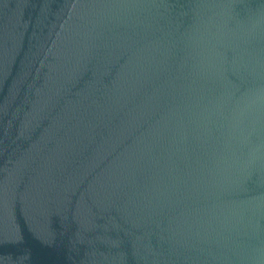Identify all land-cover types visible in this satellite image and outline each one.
<instances>
[{
    "label": "water",
    "instance_id": "water-1",
    "mask_svg": "<svg viewBox=\"0 0 264 264\" xmlns=\"http://www.w3.org/2000/svg\"><path fill=\"white\" fill-rule=\"evenodd\" d=\"M138 264H264V138L225 183Z\"/></svg>",
    "mask_w": 264,
    "mask_h": 264
}]
</instances>
